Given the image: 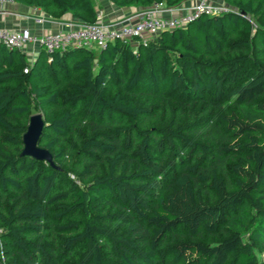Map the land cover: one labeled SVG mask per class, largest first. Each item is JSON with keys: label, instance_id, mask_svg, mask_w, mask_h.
<instances>
[{"label": "trees", "instance_id": "trees-1", "mask_svg": "<svg viewBox=\"0 0 264 264\" xmlns=\"http://www.w3.org/2000/svg\"><path fill=\"white\" fill-rule=\"evenodd\" d=\"M14 1L97 21L93 0ZM224 4L135 48L0 44V264H264V0ZM40 113L53 164L23 155Z\"/></svg>", "mask_w": 264, "mask_h": 264}, {"label": "built area", "instance_id": "built-area-1", "mask_svg": "<svg viewBox=\"0 0 264 264\" xmlns=\"http://www.w3.org/2000/svg\"><path fill=\"white\" fill-rule=\"evenodd\" d=\"M16 4L14 0H0V8L4 9ZM34 9L37 11V8ZM227 9V6L218 7L210 0H195L189 8L182 5L169 8L155 4L113 22H106L105 13L100 11L94 24L75 21L67 24L65 29L55 32L39 34L29 28H0V44L22 52L30 63H33L39 52L38 48H45L48 52H64L72 48L101 51L109 43L115 42L135 48L138 42L147 43L164 32L186 27L201 16H214L226 12ZM24 17L32 19L37 25L48 22L46 15L35 16L32 13ZM24 72L27 73L28 68Z\"/></svg>", "mask_w": 264, "mask_h": 264}, {"label": "crops", "instance_id": "crops-1", "mask_svg": "<svg viewBox=\"0 0 264 264\" xmlns=\"http://www.w3.org/2000/svg\"><path fill=\"white\" fill-rule=\"evenodd\" d=\"M96 5L97 12L103 11L105 13V21L113 22L122 17H125L133 12L140 10L139 8L121 9L112 5L109 0H93ZM195 0H189L182 4V6L189 8L194 4ZM221 2L224 3V0ZM7 11V13H4ZM35 16L46 15L48 22L44 25H37L32 19H26L24 16L31 14ZM76 20L72 19L71 16L66 15L62 20H56L50 18L41 9L30 8L21 4H16L8 8H0V28L9 30H18L29 28L35 33L43 34L49 32L60 31L66 28V25ZM77 22V21H76ZM40 48H38V51ZM30 57V55H29Z\"/></svg>", "mask_w": 264, "mask_h": 264}, {"label": "water", "instance_id": "water-1", "mask_svg": "<svg viewBox=\"0 0 264 264\" xmlns=\"http://www.w3.org/2000/svg\"><path fill=\"white\" fill-rule=\"evenodd\" d=\"M244 15V12L240 13ZM45 124L41 115H34L29 124L27 133L24 136L23 155L33 157L37 160L46 161L53 164L52 156L47 150L39 147V142L43 134Z\"/></svg>", "mask_w": 264, "mask_h": 264}, {"label": "rangeland", "instance_id": "rangeland-1", "mask_svg": "<svg viewBox=\"0 0 264 264\" xmlns=\"http://www.w3.org/2000/svg\"><path fill=\"white\" fill-rule=\"evenodd\" d=\"M212 3H214L216 6H218V7H224L225 6V4L223 3V2H221L222 0H210ZM253 24H254V26H256L255 25V23L253 22ZM255 32V31H254ZM36 115V114H35ZM39 115H41L42 117H43V113H40ZM42 149V148H41ZM43 150H45V149H43ZM47 161V160H46ZM71 178L72 179H74L75 177L74 176H71ZM165 187H166V185H164V189H165ZM0 235H1V230H0ZM0 243H1V236H0ZM6 245L5 244H1V247L4 249H7L6 247H5Z\"/></svg>", "mask_w": 264, "mask_h": 264}]
</instances>
